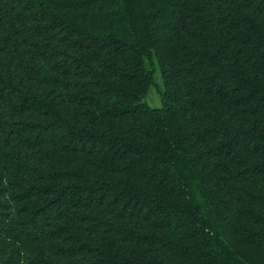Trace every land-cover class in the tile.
<instances>
[{"label":"trees","instance_id":"obj_1","mask_svg":"<svg viewBox=\"0 0 264 264\" xmlns=\"http://www.w3.org/2000/svg\"><path fill=\"white\" fill-rule=\"evenodd\" d=\"M0 264H264V0H0Z\"/></svg>","mask_w":264,"mask_h":264},{"label":"rangeland","instance_id":"obj_2","mask_svg":"<svg viewBox=\"0 0 264 264\" xmlns=\"http://www.w3.org/2000/svg\"><path fill=\"white\" fill-rule=\"evenodd\" d=\"M154 81H156V83L161 82V78H160V74H159L158 69H156L154 72ZM145 100L150 106H153V107L161 106V104H162L161 98L159 96L158 91L156 90L155 85L152 87L150 93L145 97Z\"/></svg>","mask_w":264,"mask_h":264}]
</instances>
